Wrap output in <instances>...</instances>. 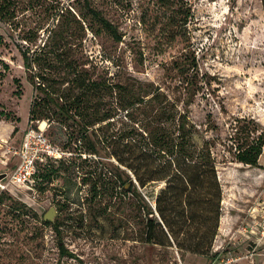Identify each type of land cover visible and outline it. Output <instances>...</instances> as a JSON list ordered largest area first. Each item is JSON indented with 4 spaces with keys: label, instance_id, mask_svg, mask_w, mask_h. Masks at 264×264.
Returning <instances> with one entry per match:
<instances>
[{
    "label": "rangeland",
    "instance_id": "rangeland-1",
    "mask_svg": "<svg viewBox=\"0 0 264 264\" xmlns=\"http://www.w3.org/2000/svg\"><path fill=\"white\" fill-rule=\"evenodd\" d=\"M187 3L190 46L166 57L146 48L138 0H0V171L12 168L11 161L10 167L4 166L5 150L20 144L30 124L34 92L18 47L39 44L58 24L77 43V20L86 27L78 46L92 63V77L151 83L168 91L183 68L191 71L186 67L193 59L212 91L209 104L200 96L207 92L204 88L190 105L193 121L202 122L208 109L221 129L234 117L252 118L264 127L262 0ZM89 8L117 28L120 41L99 27ZM32 123L59 148L61 161L39 162L32 187L9 183L7 190H0V264H264V240L254 244L256 235L248 233L264 215V167L218 165L221 215L210 252H183L158 232L163 244L145 241L144 215L136 197L123 191L126 177L109 149L95 144L92 153L88 139L80 144L55 121ZM94 181L102 183L97 196L91 193ZM159 187L137 189L153 205ZM50 206L57 213L45 221L42 216Z\"/></svg>",
    "mask_w": 264,
    "mask_h": 264
},
{
    "label": "trees",
    "instance_id": "trees-1",
    "mask_svg": "<svg viewBox=\"0 0 264 264\" xmlns=\"http://www.w3.org/2000/svg\"><path fill=\"white\" fill-rule=\"evenodd\" d=\"M138 7L150 53L170 57L190 46L187 0H138ZM88 13L114 41L121 40L117 28L97 10L89 8ZM77 25L79 33L73 35L77 43L58 24L39 44L18 47L34 92L28 122L55 121L69 138L80 144L88 139L92 153L97 151L95 144L109 149L115 166L125 174L123 191L136 197L144 215L145 241L163 244L158 232L180 251L208 255L221 215L218 165L264 167V127L252 118L234 117L221 129L208 109L202 122L193 121L189 107L200 91L207 90L200 96L208 104L212 96L210 82L198 73L193 59L186 67L191 71L183 68L168 91L151 83L92 77V63L78 46L86 27L79 20ZM34 179L36 183L37 169ZM155 184L160 187L150 205L138 189ZM101 187L94 181L91 193L99 195Z\"/></svg>",
    "mask_w": 264,
    "mask_h": 264
},
{
    "label": "built area",
    "instance_id": "built-area-1",
    "mask_svg": "<svg viewBox=\"0 0 264 264\" xmlns=\"http://www.w3.org/2000/svg\"><path fill=\"white\" fill-rule=\"evenodd\" d=\"M59 148L50 141L44 131L34 125L32 122L25 129L20 144L17 147L9 146L5 150V160L3 163L8 164L11 161L12 168L0 177V190H7L9 183L19 186L35 185L34 173L39 162H44L46 159L53 161L61 157ZM253 227L248 228L249 234L256 235V244L264 240V215L261 220L255 221ZM247 230V229H244Z\"/></svg>",
    "mask_w": 264,
    "mask_h": 264
},
{
    "label": "water",
    "instance_id": "water-1",
    "mask_svg": "<svg viewBox=\"0 0 264 264\" xmlns=\"http://www.w3.org/2000/svg\"><path fill=\"white\" fill-rule=\"evenodd\" d=\"M4 173H0V177H2ZM57 213V210L53 207L50 206L43 214V220L45 221H51L54 217V215Z\"/></svg>",
    "mask_w": 264,
    "mask_h": 264
},
{
    "label": "crops",
    "instance_id": "crops-1",
    "mask_svg": "<svg viewBox=\"0 0 264 264\" xmlns=\"http://www.w3.org/2000/svg\"><path fill=\"white\" fill-rule=\"evenodd\" d=\"M4 166H6V167H8V166H9V167H10V165H8V164H6V165H5V163H4ZM7 171H8V170H7ZM1 172H5V171H1Z\"/></svg>",
    "mask_w": 264,
    "mask_h": 264
},
{
    "label": "bare ground",
    "instance_id": "bare-ground-1",
    "mask_svg": "<svg viewBox=\"0 0 264 264\" xmlns=\"http://www.w3.org/2000/svg\"><path fill=\"white\" fill-rule=\"evenodd\" d=\"M41 124H43V122Z\"/></svg>",
    "mask_w": 264,
    "mask_h": 264
}]
</instances>
